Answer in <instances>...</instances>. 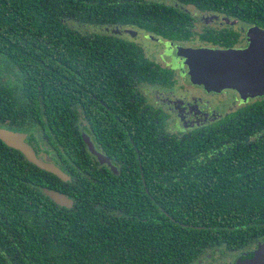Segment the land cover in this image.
I'll list each match as a JSON object with an SVG mask.
<instances>
[{
  "label": "trees",
  "instance_id": "16d2710c",
  "mask_svg": "<svg viewBox=\"0 0 264 264\" xmlns=\"http://www.w3.org/2000/svg\"><path fill=\"white\" fill-rule=\"evenodd\" d=\"M173 1L264 28V0ZM187 23L185 11L159 0H0V128L44 135L69 176L0 141V264H194L206 247H233L264 228V101L224 129L168 135L165 117L132 111L141 86L169 76L159 51L144 55L104 30L182 40ZM83 119L94 135L105 126L108 153L118 124L115 174L85 151Z\"/></svg>",
  "mask_w": 264,
  "mask_h": 264
},
{
  "label": "flooded vegetation",
  "instance_id": "af4514ba",
  "mask_svg": "<svg viewBox=\"0 0 264 264\" xmlns=\"http://www.w3.org/2000/svg\"><path fill=\"white\" fill-rule=\"evenodd\" d=\"M159 2L185 11L188 14L189 23L184 26V31L186 29L188 31L181 34L187 39L170 40L161 36H153L144 29L123 28L117 25L104 27L105 31L108 30L112 34L114 33L113 36L120 44L134 43L144 52V55L148 53V48L154 46L156 51H159L160 64H158L169 74L168 76L163 73V81L162 79H156L141 86L142 89L139 96L142 97V100L136 105L137 108L134 107L132 109L134 113L146 114L148 112L149 114L146 116L149 118L150 114L154 112L156 116L165 117L166 119L162 120V122L166 123V134L182 137L205 126L215 130H217L216 128L224 129L227 127L225 123L230 119V116L232 117L237 111L244 110L256 102L264 101L263 95L254 97V99H247L244 102L231 100L224 102L222 100L226 99L225 94L227 92H240L229 88L209 87L190 79V75L192 76L191 67L196 69L194 65L195 55H199L198 53L203 50H246L254 41L252 38L253 31H264V28L218 12H203L193 6H183L173 0H159ZM173 26L176 25L173 23ZM128 30H131V33H128ZM208 31L211 32L210 35L206 33ZM182 66H184L185 70ZM129 100L134 101L132 99ZM225 103L227 107L220 106ZM99 111L103 115L104 110L99 109ZM111 113L118 120V110L115 109ZM87 124L88 122L83 119L80 129L85 151L99 166L107 167L106 165H100L96 158L89 153L83 135L87 136L95 150L107 157L117 169V148L115 147L118 145L116 143L122 140V133L118 124L111 126L113 132L111 138L115 144L113 147L114 152L111 153H108L103 147L107 136L102 122L97 123L95 135L92 130H87ZM19 132L26 133L28 135L26 141L30 146L34 149L42 148L43 152L39 153L43 157L49 156L52 161L53 153L49 151V145H46L47 138L44 135L39 133L31 136L29 131ZM144 133L143 136L149 134L147 131ZM126 135L128 136V133ZM256 228L253 231L254 233L249 236L248 241L244 240L233 247H231L232 243L230 241L222 242V244L218 245L220 247L216 246L212 249L206 247L194 264H235L238 260L245 259L247 254L252 253L260 244L264 243V228Z\"/></svg>",
  "mask_w": 264,
  "mask_h": 264
},
{
  "label": "water",
  "instance_id": "95a60500",
  "mask_svg": "<svg viewBox=\"0 0 264 264\" xmlns=\"http://www.w3.org/2000/svg\"><path fill=\"white\" fill-rule=\"evenodd\" d=\"M252 38L254 39L252 45L243 51L203 50L198 53L199 55L194 56V65L199 73L203 74L202 77L208 79V82L216 83L220 88L229 87L243 91L247 90L246 92L250 93L255 91L260 96L264 95V31H253ZM197 81L205 84L200 80ZM27 136L23 132L0 128V141L8 148L21 153L27 162L37 168L51 173L64 182L69 181V176L56 166L49 157H43L42 154L35 153L26 141ZM83 139L89 153L96 158L98 163L106 165L115 174L117 169L109 159L95 150L87 136L83 135ZM41 190L46 197L59 207L66 209L72 207L73 201L66 194L47 188ZM235 264H264V243L260 244L252 253H249L248 257L238 260Z\"/></svg>",
  "mask_w": 264,
  "mask_h": 264
},
{
  "label": "rangeland",
  "instance_id": "374dc122",
  "mask_svg": "<svg viewBox=\"0 0 264 264\" xmlns=\"http://www.w3.org/2000/svg\"><path fill=\"white\" fill-rule=\"evenodd\" d=\"M184 68V66H182ZM185 70V68H184ZM191 74L192 76L190 75V79H192L193 81H197V80H200L202 81L203 83L207 84L206 86H209V87H219L217 86L216 83L214 82H208V79H205L204 77H202L201 75H203L202 73L200 74L197 67L196 69H194L193 67H191ZM220 88V87H219ZM229 88V87H227ZM222 89H226V88H222ZM230 90H237L239 91L240 93H237L235 91H229L225 94V98L226 99H223L222 101H237V102H244L245 100L247 99H254V97H257V96H260L259 93L255 92L254 93H250V92H246L247 90L243 91V90H240V89H234V88H229ZM263 96V95H261ZM220 106H223V107H227V104L225 103L224 105H220ZM219 106V107H220Z\"/></svg>",
  "mask_w": 264,
  "mask_h": 264
}]
</instances>
